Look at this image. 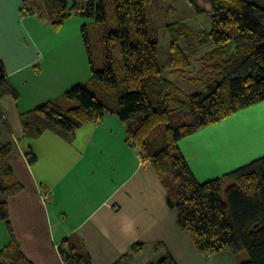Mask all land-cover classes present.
<instances>
[{
    "label": "trees",
    "instance_id": "1",
    "mask_svg": "<svg viewBox=\"0 0 264 264\" xmlns=\"http://www.w3.org/2000/svg\"><path fill=\"white\" fill-rule=\"evenodd\" d=\"M21 15H32L58 31L73 15L106 21L104 0H22ZM153 0H113L117 28L100 37L103 67L96 69L86 28L83 40L91 63L92 87L112 92L116 107H109L87 84L67 90L21 114L23 137L36 138L50 130L71 141L82 125L115 114L126 123V142L138 149L143 164L150 165L167 189V203L175 209L178 227L187 232L205 254L228 250L237 264H264V156L205 182H199L179 149V141L217 123L242 108L264 101V0H205L209 4L211 49L197 62L208 63L217 77L206 93H187L169 79L186 76L190 54L181 45L192 35L185 21L167 24L170 33L168 69L158 60L159 35L148 19ZM196 13L197 0H190ZM172 14V13H171ZM121 52L119 74L112 45ZM204 67H201V69ZM200 69V70H201ZM121 74V76H120ZM18 98L0 61V99ZM5 124L0 110V127ZM14 142H0V220L10 243L0 250V264H33L15 239L8 214V198L22 185L8 157ZM25 156L30 165L37 157ZM64 264H92L83 242L68 236L58 244ZM248 255L247 259L242 256ZM114 264H177L162 242L134 243Z\"/></svg>",
    "mask_w": 264,
    "mask_h": 264
},
{
    "label": "crops",
    "instance_id": "2",
    "mask_svg": "<svg viewBox=\"0 0 264 264\" xmlns=\"http://www.w3.org/2000/svg\"><path fill=\"white\" fill-rule=\"evenodd\" d=\"M22 5V0H0V61L18 93V98L0 99L5 122L0 142H14L8 164L22 189L8 198L7 208L24 256L33 264H64L58 244L71 235L83 242L92 264H114L131 244L154 242L164 243L177 264H237L228 250L201 252L178 227L167 189L153 168L142 163L138 149L126 142V123L117 115L82 125L71 141L50 130L23 137L21 114L59 100L75 85H93L82 28L94 23L74 16L54 31L35 16L21 15ZM185 41L186 53L201 50L198 41ZM178 145L199 182L263 157L264 101L182 138ZM26 151L36 155L33 165ZM10 240L0 220V250Z\"/></svg>",
    "mask_w": 264,
    "mask_h": 264
},
{
    "label": "rangeland",
    "instance_id": "3",
    "mask_svg": "<svg viewBox=\"0 0 264 264\" xmlns=\"http://www.w3.org/2000/svg\"><path fill=\"white\" fill-rule=\"evenodd\" d=\"M104 3L106 8V21L99 24H93V26L90 25L87 29L91 54L96 69H101L103 67L102 47L100 42L101 34L105 29L114 30L117 28V22L114 17L113 0H104ZM197 4L200 8L205 10L196 13L190 3V0H153L147 5L149 23L158 30L160 40L158 48V60L162 70H166L169 67L167 61L169 60L168 58L170 55L169 46L171 36L167 30V24L172 25L179 20L185 21V23L191 27L193 32L192 35L186 39V41L191 42V44L194 41H198L201 45V50L190 55L192 65L188 69L186 76H169L170 80L177 83V85L183 88L187 93H206L208 87L214 85L215 81L217 80V77L214 75V73H212L208 63L197 62L199 57L211 49L209 46V40H207V38L204 39L206 34L203 31L205 30L207 33L209 30L208 23L210 18L208 8L210 6L205 0H197ZM74 16L77 15H73L71 17ZM112 46L113 59L119 74V66L121 64L120 46L118 43H114ZM201 67L204 68L201 69ZM90 89L99 97L102 102L107 104L109 107H116V98L113 96V94H109L112 92H99L92 86H90ZM242 258L247 259L248 255H244Z\"/></svg>",
    "mask_w": 264,
    "mask_h": 264
}]
</instances>
